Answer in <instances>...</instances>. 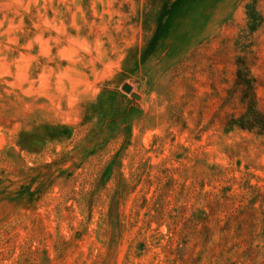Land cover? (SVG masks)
Returning a JSON list of instances; mask_svg holds the SVG:
<instances>
[{
    "label": "rangeland",
    "instance_id": "obj_1",
    "mask_svg": "<svg viewBox=\"0 0 264 264\" xmlns=\"http://www.w3.org/2000/svg\"><path fill=\"white\" fill-rule=\"evenodd\" d=\"M0 264H264V0H0Z\"/></svg>",
    "mask_w": 264,
    "mask_h": 264
},
{
    "label": "water",
    "instance_id": "obj_2",
    "mask_svg": "<svg viewBox=\"0 0 264 264\" xmlns=\"http://www.w3.org/2000/svg\"><path fill=\"white\" fill-rule=\"evenodd\" d=\"M123 89H124V90H129L130 87H129L128 85H124V86H123ZM132 96H133L134 98H138V96H137L136 94H132Z\"/></svg>",
    "mask_w": 264,
    "mask_h": 264
}]
</instances>
